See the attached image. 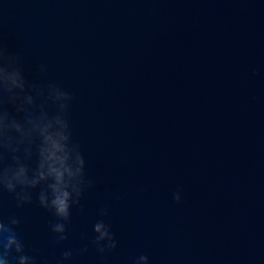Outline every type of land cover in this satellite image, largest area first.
<instances>
[{"label": "water", "instance_id": "obj_1", "mask_svg": "<svg viewBox=\"0 0 264 264\" xmlns=\"http://www.w3.org/2000/svg\"><path fill=\"white\" fill-rule=\"evenodd\" d=\"M0 39L30 80L74 95L96 180L64 247L47 211L5 194L30 254L55 264L82 248L110 205L119 247L106 264H264V0H0Z\"/></svg>", "mask_w": 264, "mask_h": 264}, {"label": "clouds", "instance_id": "obj_2", "mask_svg": "<svg viewBox=\"0 0 264 264\" xmlns=\"http://www.w3.org/2000/svg\"><path fill=\"white\" fill-rule=\"evenodd\" d=\"M41 76L48 68L40 64ZM257 74L255 71L253 75ZM74 95L54 81L30 80L24 69V53L10 52L0 39V264H51L48 258L30 254L19 229L21 219L4 214L5 194L17 209L35 204L47 211L52 243L64 247L69 240L73 209L83 215L85 196L96 187L89 176L82 145L74 138L70 118ZM183 190L173 193L182 203ZM116 200L124 199L115 194ZM92 224L93 235L82 248L68 247L55 264H73L76 257L90 250L98 254L100 264L119 247L108 221L110 205L101 207ZM128 264H150L147 254L132 258Z\"/></svg>", "mask_w": 264, "mask_h": 264}]
</instances>
